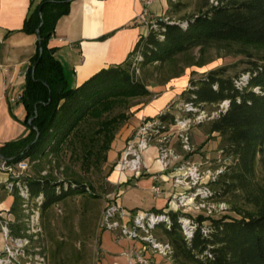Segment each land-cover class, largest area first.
<instances>
[{
  "label": "trees",
  "instance_id": "1",
  "mask_svg": "<svg viewBox=\"0 0 264 264\" xmlns=\"http://www.w3.org/2000/svg\"><path fill=\"white\" fill-rule=\"evenodd\" d=\"M74 1L42 0L25 20L23 32L38 38L20 98L26 110L23 124L29 133L2 146L0 154L5 160L0 162L39 163L46 156L62 153L67 146L74 152L79 148L87 156L108 150L128 119L126 112L109 115L117 106L129 104V100L151 96L146 85L136 78L133 63L137 55V68L141 70L176 62L179 56L196 49L205 52L214 46L233 45L245 47L246 51L248 47L264 48V0H220L217 6L211 5L187 21L170 18L180 5L168 0L166 17L170 20L159 22L157 29L141 35L124 63L102 69L81 86L70 88L55 57L56 48L49 44L58 21L69 14ZM225 72L226 69L211 71L205 77L191 79L181 102L205 108L229 102L228 109L213 119L208 132L220 136V148L233 161L216 183H220V191H214V197H230L235 206L243 203L241 206H251L253 211L237 207L239 218H215L208 232L203 226L205 219L199 217L191 239L182 231L181 214L170 212L171 226L161 223L159 227L174 248V264H264V63L252 62L235 78L225 76ZM242 76L247 80L239 86ZM158 118L167 124L165 130L176 122L169 113ZM91 121L98 126L96 129H92ZM24 181L32 198L42 196V212L68 197L96 196L86 184L57 181L48 175L26 177ZM15 195L17 203L21 198L17 192ZM12 234L20 236L22 231L12 230Z\"/></svg>",
  "mask_w": 264,
  "mask_h": 264
},
{
  "label": "rangeland",
  "instance_id": "2",
  "mask_svg": "<svg viewBox=\"0 0 264 264\" xmlns=\"http://www.w3.org/2000/svg\"><path fill=\"white\" fill-rule=\"evenodd\" d=\"M171 1L174 4L180 5V7L179 9L177 8V11L170 15V18L176 21H187L202 13V11L207 10L211 5L217 6L220 0ZM151 17L152 14L150 9L149 19L152 20L161 21L166 18V14ZM142 25L144 26V24ZM148 32L150 31L148 30ZM244 48L245 47L240 45H233L227 48L224 46H214L205 52L196 49L188 55L179 56L176 59V62H171L165 65H152L146 68L142 67L141 70L139 69V74H136V78L144 83L150 92L152 91L151 96L129 100V104L125 106H117L115 110H113L112 114L109 115V117H112L116 114L118 115L122 112H126V114H128V119L124 121L121 128L115 134L108 150H105L102 153L100 152L99 154L93 153L92 156H87L85 153H82L79 148H77V152H74L71 147L67 146L62 153L57 156H46L39 163L34 162L30 165V169L25 173V175H29L30 177H43L48 175L57 181H76L90 186L96 195L91 196L90 194H83L68 197L51 208L43 212L41 211L40 226L43 231V244L49 256V264H74V262L79 264L80 261H82L81 264H98L100 258V236L104 230L110 229L108 228V224L111 221L107 223V216L111 215L110 217L114 218V212H116V215H119L120 213V221H118L120 227H122V225H126L130 228L133 226L137 215L150 213L140 211L130 213L117 204L116 201L123 195V190L126 188H122L123 185L128 184L131 181H128L127 177L134 175V179L141 178L137 177L132 172L122 171L119 164L130 140L143 120L148 121L156 119L159 115L164 113L172 114L175 118H177L183 115L184 109L181 104V98L178 96L169 103L164 112L152 118H143L139 126L134 128L130 135L124 137V130L133 116V111L138 106L149 103V101L154 98V93L155 95H158L162 90H165L171 85L179 86L180 88H183L184 91L187 90L190 83L184 81L188 76L190 79H200L208 75L211 71L226 69L225 76L235 78L249 69L252 62L255 61L260 64L264 63V48L248 47L247 51L244 50ZM217 109H219V107H207L208 113L215 112ZM212 121L213 120L206 121L202 125L194 127L190 132L194 152L188 153L183 149L182 143L178 138L179 128L175 127V125L169 126L170 130H168L167 133L169 144L172 145L182 158H186L190 162L202 166V168L211 167L212 169H216L223 165L225 167H230L233 161L231 158L225 157V154L220 148V136L218 134H208ZM90 125L92 129H96L98 127L94 121H91ZM209 144L213 147L211 150V153L213 154L212 159L206 158V154L209 152L205 147L207 145L209 146ZM77 147H79V143H77ZM156 147L157 143L153 142L152 148L150 149H155ZM177 147H180L181 151L178 150ZM115 173L119 175V179L113 183L111 177ZM257 173L258 177L261 178L262 168L259 162L257 166ZM9 179L10 182L12 179ZM7 183L8 181L5 184L7 194H11L16 197V192H9L7 190ZM212 188L215 192H219L220 183L213 185ZM173 189L175 192L172 195L170 203L174 201V196L178 194V191H185L184 189L178 187H174ZM111 194V199L108 201L107 205H105L103 199H105L107 195ZM152 197L153 196H148L149 204L153 201ZM212 201L216 204L222 205V207H216L213 212H209L207 209L198 212L194 208L184 210L181 208L178 209V211L185 215H189L196 221L199 217H203L205 219L203 221V226L207 229L210 227L211 221L215 218L222 216H233L239 218L240 216L235 210L237 207H241V209L247 210L248 212L253 211L251 206H241L243 203H239V205L235 206V202L230 197L216 196L212 199ZM22 204L23 200L21 199L15 204L17 207L16 209L13 208L3 211L6 212V214L13 213L14 216L18 213V218H15V220H9L7 217L3 218L0 215V221H7L11 231H22L23 233L26 229L27 214L25 213ZM176 208L177 207H172L168 204L164 214L175 212ZM15 210H17V213L14 212ZM121 212L123 214H121ZM161 214H163V212ZM127 216L130 217V220L128 222H124V219ZM117 217L115 220H118ZM120 227L117 228L116 232L125 237L122 234ZM158 227L159 226H157L153 231L154 237L161 242H169L164 235L163 228ZM3 243L4 237L3 234H0V251L4 248ZM172 263L174 264V262Z\"/></svg>",
  "mask_w": 264,
  "mask_h": 264
},
{
  "label": "crops",
  "instance_id": "3",
  "mask_svg": "<svg viewBox=\"0 0 264 264\" xmlns=\"http://www.w3.org/2000/svg\"><path fill=\"white\" fill-rule=\"evenodd\" d=\"M41 1L0 0V148L29 133L23 124L26 110L20 98L26 85L31 60L37 52L38 38L22 29L30 10ZM169 7L168 0H155L150 8L152 17L166 14ZM143 8L142 0H76L71 4L69 14L58 21L49 44L56 48L55 57L63 67L70 88H77L102 69L122 64L128 59L141 35L149 33L147 27L138 19ZM190 80L188 76L184 82L190 83ZM185 91L179 86L171 85L158 95L154 93V98L149 103L135 108L124 130V137L130 135L143 118H152L164 112L169 103L178 96L182 98ZM177 148L181 151L180 147ZM205 148L209 152L206 158L212 159L213 147L209 144ZM155 149L144 153L146 171L143 176L140 179H134V175L127 177L131 181L122 187L126 188L116 202L127 212L153 213L156 210L164 213L168 204L174 206V203H170L175 192L173 180L168 176L170 173L163 172L157 161L158 151ZM0 173V215L13 221L18 216L17 210L14 211L17 213L15 216L3 211L17 208L15 196L7 194L5 184L8 176ZM153 173L163 175L164 194L160 197H155L150 190ZM118 179L119 175L116 173L111 177L113 183ZM110 196L112 194L103 199L105 205L111 199ZM148 196H153L151 204ZM129 220L130 217L127 216L124 222ZM100 238L98 264H139L136 256L141 251L150 259L151 264H173L154 255L145 243L123 237L116 230L106 229ZM4 244L5 242L3 246Z\"/></svg>",
  "mask_w": 264,
  "mask_h": 264
},
{
  "label": "built area",
  "instance_id": "4",
  "mask_svg": "<svg viewBox=\"0 0 264 264\" xmlns=\"http://www.w3.org/2000/svg\"><path fill=\"white\" fill-rule=\"evenodd\" d=\"M155 0H142L144 8L138 16L139 20L149 31L155 30L159 22H168L170 19L166 17L161 21L149 19L150 8ZM139 55L134 59L133 67L136 69V74H139L137 62ZM247 80V76H242L241 81L237 82L242 86ZM183 105V115L175 118V127L179 128L178 138L182 143L183 149L188 153L194 152L191 142L190 132L198 125H202L206 121L215 119L221 112L228 109L229 102L221 103L215 112L208 113L207 108L202 105H194L193 103H181ZM217 107V108H218ZM167 124L160 121L159 118L152 120H143L134 136L130 140L125 153L120 161V169L122 171H129L134 173L137 177H142L146 171L144 162V153L152 148L153 142L157 143L158 157L157 161L164 173H170L168 176L173 180L174 187L182 188L185 191H178L174 196V213H180L178 209L194 208L196 211L208 210L213 212L216 207L222 205L216 204L212 201L214 199L215 185L221 175L226 171L227 166H220L212 169L202 168V166L190 162L186 158H182L180 154L169 144L167 137ZM34 163L30 160H24L16 165H8L6 162H0V170L8 176L7 190L10 192H17L23 200V209L27 214L26 229L20 236H14L7 221H0V231L4 237V248L0 251V264H49V256L43 244V231L40 226V213L42 196L32 198L29 188L24 181L29 175L25 173L30 169V165ZM10 176V177H9ZM153 184L150 188L151 193L155 197L164 194L162 189L163 175L154 173L151 175ZM9 178L12 180L9 182ZM189 190V191H187ZM117 209V208H116ZM115 209V210H116ZM115 217L107 216L106 220L108 228L117 230L120 227V213ZM121 214H123L121 212ZM179 222L182 226V231L187 239H191L195 230L197 229V221L180 213ZM118 216V217H117ZM117 217L118 220H115ZM113 218V219H111ZM111 219V220H110ZM161 223L168 227L171 226V218L169 213L157 214H139L137 215L132 227L128 228L122 225V234L129 238L148 245L154 255H158L168 261L174 262V248L169 242H161L154 237L153 231ZM109 229V230H110ZM209 230L206 228V232ZM139 264H151L150 259L146 258L142 251L136 256Z\"/></svg>",
  "mask_w": 264,
  "mask_h": 264
},
{
  "label": "water",
  "instance_id": "5",
  "mask_svg": "<svg viewBox=\"0 0 264 264\" xmlns=\"http://www.w3.org/2000/svg\"><path fill=\"white\" fill-rule=\"evenodd\" d=\"M41 52H42V49H41ZM29 123H31V120L29 121ZM0 159L5 160V158L1 154H0Z\"/></svg>",
  "mask_w": 264,
  "mask_h": 264
}]
</instances>
